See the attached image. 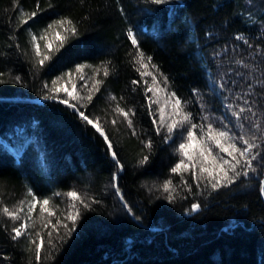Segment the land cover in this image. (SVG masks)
I'll return each instance as SVG.
<instances>
[{
  "label": "trees",
  "instance_id": "trees-1",
  "mask_svg": "<svg viewBox=\"0 0 264 264\" xmlns=\"http://www.w3.org/2000/svg\"><path fill=\"white\" fill-rule=\"evenodd\" d=\"M33 11L37 17L28 19ZM62 17L71 19L79 35L69 37L61 53L47 62L50 67L41 68L31 34L39 37L52 20ZM21 20L28 22L22 25ZM129 29L137 36L147 69L133 60L137 49L127 36ZM39 43L45 52L44 41ZM77 64L92 66L84 68L87 88L82 81L76 83L80 95H88L94 80L103 81L92 103L81 110L100 118L122 171L95 129L58 100L43 99L51 95L44 83L51 88V81L63 73L71 70L74 75ZM141 71L157 77L159 93L147 91L152 77L142 78ZM0 73V208L16 210L21 200L31 199L29 187L39 200L50 198L55 215L38 217L37 204L36 227L29 228L33 238L40 231L47 241L52 229L43 224L49 219L71 226L65 219L72 203L68 191L76 190L91 204L85 209L77 203L81 217L70 237L62 226L59 234L52 230L56 248L46 244L42 256L52 252L54 259L42 264H264V196L259 191L264 161L254 162L255 173L228 187L213 191L205 187L206 181L198 187L189 172H170L181 158L176 153L180 137L165 141V129L157 134L153 124L154 118L159 122L156 108L164 107L167 94L174 91L195 123L215 121L222 127L223 120L238 135L255 131L252 121L264 128V0H165L160 5L152 0H0ZM113 96L116 100L110 99ZM149 97L159 104L150 109ZM117 104L134 109L137 135L114 112ZM239 107L251 108L256 115L245 111L250 120L237 119L232 111ZM170 114L169 104L166 123ZM256 135L264 154V136ZM30 136L33 144L27 142ZM149 139L151 150L143 143ZM39 152L46 170L39 167ZM144 155L150 159L141 165ZM113 173L124 201L112 187ZM168 179L176 189L171 202L161 187ZM56 192L61 195L53 196ZM193 203L200 208L193 211ZM16 222L0 213V264H36L28 239H11Z\"/></svg>",
  "mask_w": 264,
  "mask_h": 264
},
{
  "label": "snow or ice",
  "instance_id": "snow-or-ice-1",
  "mask_svg": "<svg viewBox=\"0 0 264 264\" xmlns=\"http://www.w3.org/2000/svg\"><path fill=\"white\" fill-rule=\"evenodd\" d=\"M153 3L160 5L165 2V0H152ZM38 12L33 11L28 19H34L37 17ZM27 20H21V24H27ZM68 25V27H65ZM56 28L62 29L66 35H61L59 31H54L52 39L55 40L58 46L54 47L52 40L48 38L49 31L54 30ZM77 27L73 24L71 19L67 17H62L59 19L52 20L51 23L47 25L45 29L41 31L39 37L36 34H31V44L33 46L35 57L37 59V64L41 67H50L47 62L52 61L53 57L57 53H61V49L65 48V44L68 42L69 37L78 36ZM127 36L131 41V44L137 49L135 56H133V60L140 64L141 68L147 69L148 64L145 63V54L142 50L139 49V42L136 34L129 29L127 32ZM243 36H238L237 39H243ZM39 41H44L45 52L41 51V45ZM152 57L148 56L147 61L151 62ZM85 67H92L91 65H83L77 64L75 66V72L79 73L78 79L83 81L84 83L81 85L82 87L87 88L88 81L83 75V71ZM155 67V65H153ZM99 73V68L96 69L95 74ZM72 71H68L63 73L61 76L56 77L51 81V88L47 82L44 83L43 87L45 89H49L51 95H45L43 99H51L57 101L67 108L73 110V113L77 115L85 124L91 126L99 135L103 138L108 154L111 156L112 161H114L117 170L122 171L124 169V165L121 163L120 158L118 156L117 151L114 149L113 142L110 140L109 135L105 132L104 127L101 125L100 118H90L89 115H86L84 111L81 110L82 107L86 108L87 104H91L93 101L94 92L100 91V85L103 83L102 80H94L92 87L88 89V95L82 96L76 89V85L71 83L72 81ZM110 74V70L108 64H105L103 67V75L107 77ZM3 73H0L2 76ZM141 77L143 78L145 75L152 77V84L147 88L149 92L159 93L162 89L157 85L160 81L157 80V77L153 75L151 72L141 71ZM162 75V74H161ZM64 77L68 78V83H71V90L66 86H58L59 81H61ZM20 77H15L17 82L20 81ZM91 79V78H89ZM164 81H167V77H164ZM3 81H0L2 83ZM134 84H138L139 81H133ZM251 87V85L249 86ZM60 93H64L63 97H60ZM112 100H116V97H110ZM120 99H123L121 97ZM149 100V108H152L153 104H159V100H152L151 97ZM86 101V104H80L79 102ZM186 102H183L181 98H179L176 92L172 91L167 94V97L164 102V107H157L156 112L159 113V122L154 118L153 124L156 126L157 134L161 133L162 129H165L164 140L170 141L173 139L174 135H178L182 142L179 143L176 148V153L181 157L177 163L173 167H171L170 172L172 174H180L182 175L185 172H189L192 178L197 181V186L199 187L200 181H206L205 187H210L213 191H217L220 188L228 187L234 184L241 176L248 177L250 172L255 173L256 168L253 166L254 162L261 160L264 161V154H262L260 148V144L257 143L258 137L256 132H261L262 136H264V128L261 127L259 121H252L251 125L255 131L250 133H241L236 134L231 129L228 128L227 124H223V120H221L222 127H216L215 121L209 122L206 125L203 123H195L193 122V114L190 111H186L184 109V105ZM171 105V114H170V122H165V109L168 105ZM229 109L231 110V106L229 105ZM245 111L251 113L252 116L256 114L252 112L251 108L245 109L243 107H239L238 110L232 111V115L237 119L243 117V119L250 120L249 116H243ZM114 112L123 117V119L127 122V126L132 129V135H137V132L133 126L132 117L135 116L134 109H128L127 111L120 107L119 104L116 105ZM203 120H209L208 116H204ZM219 119V118H217ZM113 124L116 123V120L112 121ZM244 125L241 124L240 128H243ZM197 132L200 133L199 137L197 136ZM145 149L151 150L153 147L152 141L145 140L143 141ZM214 149L218 151H214ZM226 154L228 158H225ZM149 155H144L143 158L139 161V164L144 165L149 161ZM186 186L191 190V185L186 184ZM112 187L115 189L116 195L120 198L121 201H124V195L118 185V175L117 173H113L112 175ZM163 191L168 193L167 197H165L170 202L175 199L173 193L176 191L173 186V182L171 179L165 180L161 185ZM260 195L264 196V180L260 181ZM28 196L31 199L27 200L26 204V217L27 219H22L21 213H25V200H21L19 202V206L16 210H10L8 207L0 208V213L8 216L11 220L20 221L19 225L13 227L11 229L12 236L11 239L13 241L18 240L21 237H26L29 241L28 250L32 251L34 246L35 248V261L36 264H42L44 260L54 259L53 253L49 252L47 256H42L44 252L45 245L47 244L52 249L56 248V244L51 239L52 230L56 231L59 234V229L62 226L67 230V235L70 237L72 233L76 232L77 224L81 217V211L77 207V203L81 205L83 208L88 209L91 207V204L86 202V198L78 193L76 190L68 191L65 195L70 198L72 203L69 205V211L65 216L67 221L71 222V226L68 223H63L60 220H57L55 224L52 223L51 219H49L46 223L43 224L44 229H49L47 232V241H45L44 235L40 231L35 232V238H33V233L29 230L28 221L32 220L33 212L37 207V204L40 205L41 213H47L49 217L55 215V212L50 211L48 205L50 203V198H44L39 200L32 188H28L27 190ZM61 193L56 192L53 193V196H60ZM91 200L92 203H98L94 198H87ZM124 207L131 212V208L125 202ZM200 208L198 203H193L191 205V209L193 211ZM139 219V217H136ZM32 228H35L36 225L33 223L31 225ZM61 241H63V237H61Z\"/></svg>",
  "mask_w": 264,
  "mask_h": 264
},
{
  "label": "rangeland",
  "instance_id": "rangeland-1",
  "mask_svg": "<svg viewBox=\"0 0 264 264\" xmlns=\"http://www.w3.org/2000/svg\"><path fill=\"white\" fill-rule=\"evenodd\" d=\"M54 31H59V30H58V28H56V29H54V30H50V33H49V35H48V38H49L50 40H52V41H53L52 36H53V34H54ZM191 36H193V35H191ZM84 70H85V69H84ZM207 73H208V72H207ZM79 75H80L79 73H76V72H75V74L72 75V79L75 78V83H74L73 81H71V83H74V84L76 85V83L80 81V80L78 79ZM83 75H84L85 78L87 79V75H86L85 71H83ZM208 75H209V73H208ZM67 81H68V78L65 77V81H64V83L61 82V84H62L61 86H66V87H68V88L71 90V83H68ZM82 82H83V81H82ZM83 83H84V82H83ZM209 84H210V87H213L211 81L209 82ZM76 87H77V86H76ZM32 141H34V138H33L32 136H30V137L28 138L27 142H32ZM1 142H2V140H1ZM32 144H33V142H32ZM38 162H39V163H38V164H39V167H40L42 170H46V168H47V164H46V162L44 161L41 152L38 153ZM26 204H27V200L25 201V213H21V217H22V219H25V220L27 219V217H26ZM48 208H49V210H51L52 205L49 204V205H48ZM36 210H37L36 212H37L38 217H40V218H42V219H44V218L47 217V213H41V211H40V205H38V207H37ZM34 221H35V220H34V217L32 216V220L28 221V223H29V228H30V226L34 223ZM19 223H20V221L16 222L14 226H15V227L18 226ZM29 230H30V229H29Z\"/></svg>",
  "mask_w": 264,
  "mask_h": 264
},
{
  "label": "bare ground",
  "instance_id": "bare-ground-1",
  "mask_svg": "<svg viewBox=\"0 0 264 264\" xmlns=\"http://www.w3.org/2000/svg\"><path fill=\"white\" fill-rule=\"evenodd\" d=\"M208 72V71H207ZM209 73V75H207V78H208V80L209 79H211V74H210V72H208Z\"/></svg>",
  "mask_w": 264,
  "mask_h": 264
}]
</instances>
